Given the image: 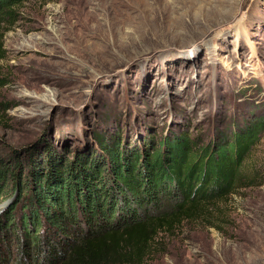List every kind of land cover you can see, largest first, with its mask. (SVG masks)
I'll return each mask as SVG.
<instances>
[{"label": "rangeland", "instance_id": "obj_1", "mask_svg": "<svg viewBox=\"0 0 264 264\" xmlns=\"http://www.w3.org/2000/svg\"><path fill=\"white\" fill-rule=\"evenodd\" d=\"M18 11L0 60V156L48 135L72 152L94 131L139 142L264 119V0H25ZM259 135L255 183L218 203L212 225L161 234L145 264H264Z\"/></svg>", "mask_w": 264, "mask_h": 264}, {"label": "trees", "instance_id": "obj_2", "mask_svg": "<svg viewBox=\"0 0 264 264\" xmlns=\"http://www.w3.org/2000/svg\"><path fill=\"white\" fill-rule=\"evenodd\" d=\"M24 1L0 0V60ZM198 130L177 125L139 142L94 131L72 152L48 135L10 149L0 156V264H145L161 234L212 225L217 204L256 181L248 164L264 119Z\"/></svg>", "mask_w": 264, "mask_h": 264}]
</instances>
